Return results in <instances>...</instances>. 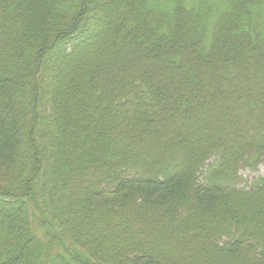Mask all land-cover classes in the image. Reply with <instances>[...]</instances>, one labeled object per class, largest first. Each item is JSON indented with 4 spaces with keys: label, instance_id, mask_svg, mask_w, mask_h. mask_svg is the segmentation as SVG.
Wrapping results in <instances>:
<instances>
[{
    "label": "trees",
    "instance_id": "obj_1",
    "mask_svg": "<svg viewBox=\"0 0 264 264\" xmlns=\"http://www.w3.org/2000/svg\"><path fill=\"white\" fill-rule=\"evenodd\" d=\"M264 0H0V264H264Z\"/></svg>",
    "mask_w": 264,
    "mask_h": 264
},
{
    "label": "rangeland",
    "instance_id": "obj_2",
    "mask_svg": "<svg viewBox=\"0 0 264 264\" xmlns=\"http://www.w3.org/2000/svg\"><path fill=\"white\" fill-rule=\"evenodd\" d=\"M241 179L239 180V184L241 186L250 185L253 180L259 176H264V161L256 171L243 168L240 170Z\"/></svg>",
    "mask_w": 264,
    "mask_h": 264
}]
</instances>
